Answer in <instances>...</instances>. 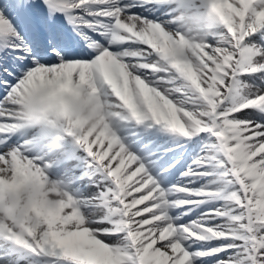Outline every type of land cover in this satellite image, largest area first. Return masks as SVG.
Masks as SVG:
<instances>
[{
    "label": "snow or ice",
    "instance_id": "1",
    "mask_svg": "<svg viewBox=\"0 0 264 264\" xmlns=\"http://www.w3.org/2000/svg\"><path fill=\"white\" fill-rule=\"evenodd\" d=\"M62 77L108 120L44 156L18 101ZM57 164L73 211L0 225V264H264V0H0V175Z\"/></svg>",
    "mask_w": 264,
    "mask_h": 264
},
{
    "label": "clouds",
    "instance_id": "2",
    "mask_svg": "<svg viewBox=\"0 0 264 264\" xmlns=\"http://www.w3.org/2000/svg\"><path fill=\"white\" fill-rule=\"evenodd\" d=\"M217 27L213 20H187L183 26L185 46L203 44ZM191 48H188L190 54ZM177 57L182 53L177 50ZM18 117L21 126L42 127L50 124L53 139L45 141L39 151L48 156V145L66 142L65 129L86 133L103 129L108 120V100L95 94L86 83L67 77L51 83L37 81L19 98ZM29 148L33 146L30 144ZM0 175V225L15 228L19 233L46 228L49 220L71 214L74 194L66 187L63 176L52 169L3 170Z\"/></svg>",
    "mask_w": 264,
    "mask_h": 264
},
{
    "label": "bare ground",
    "instance_id": "3",
    "mask_svg": "<svg viewBox=\"0 0 264 264\" xmlns=\"http://www.w3.org/2000/svg\"><path fill=\"white\" fill-rule=\"evenodd\" d=\"M74 147V146H73ZM77 150V152L79 151L78 149H76ZM94 150H96L95 148H94ZM56 171V170H55Z\"/></svg>",
    "mask_w": 264,
    "mask_h": 264
}]
</instances>
